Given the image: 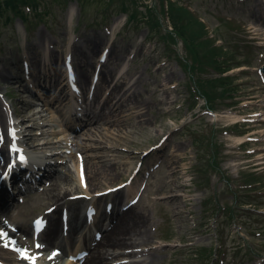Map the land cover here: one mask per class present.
<instances>
[{
  "label": "rangeland",
  "instance_id": "obj_1",
  "mask_svg": "<svg viewBox=\"0 0 264 264\" xmlns=\"http://www.w3.org/2000/svg\"><path fill=\"white\" fill-rule=\"evenodd\" d=\"M39 1L42 9L48 8L47 14L32 13L30 24H26L31 27L29 32L19 17L9 22L7 17L0 19V72L6 71L18 81L0 80V108L9 111L6 126L10 113L25 124L21 132L29 146L50 143L33 155L52 154L51 163L65 159L58 176H70L64 202L73 217L82 216L84 205L83 201L71 202V196L86 192L78 179L77 161L84 167L89 162L106 169L99 186L91 192L102 191L125 182L144 161V153L169 138L161 150L146 158L132 187L135 191L147 183L134 210L149 226L150 243L141 248L146 251L138 252L136 257L128 254L132 250L112 251L105 264H140L149 258L156 260L154 264H202L199 250L212 246L221 253L209 264H264V165L257 167L264 157V123L231 126L233 120L229 117L237 114L247 119L252 110L264 107V77L260 73L264 66V0H178L204 21L211 37L213 30L219 34L217 37L223 41L216 45L224 43V50L230 49V62L243 64L226 74L233 77L235 91L233 96L215 100L214 114L202 109L203 97L197 104V96L191 94L195 81L190 78L192 73L180 65L165 42L149 38L151 32L142 16L135 26L144 27L132 29L125 15L115 13L120 11L118 2L107 5L100 0L87 1L83 11L77 1L66 5ZM159 2L138 0V5L143 12L146 7L157 9L160 18L165 19ZM164 24L168 26V20ZM247 44L250 47L246 48ZM174 47L182 55L187 54L182 44ZM44 50L51 53L48 67ZM70 51L86 93L98 65L107 58L102 63L103 79L94 104L87 103L85 110L86 115L103 114L117 124L106 121L97 131L87 130L92 126L78 132L68 130L72 123H82L75 116L69 117L71 101L61 105L54 100L55 93L45 94L39 87L40 82L55 92L54 81L64 83V58ZM25 60L29 71L24 70ZM218 76L208 67L199 77L214 80ZM27 86L31 93L23 92ZM114 92L115 99L111 97ZM108 100L117 108L106 107ZM67 119L70 125H66ZM67 134L74 140L65 142ZM239 137L254 141L240 147ZM67 145L66 158L55 157L65 153ZM212 161H216V168L211 166ZM150 166L152 170L146 176ZM56 176L27 193L22 202L16 200L14 207L3 212L7 221L30 232L32 219L54 206L47 191L55 184ZM112 199L99 201L101 212L104 203ZM100 217L95 228L105 226L104 216ZM56 218H60V211ZM79 223L76 219L73 226ZM82 233L84 242L94 237L92 228H83ZM167 236L173 241L164 242ZM73 247L67 246L66 251L71 252Z\"/></svg>",
  "mask_w": 264,
  "mask_h": 264
},
{
  "label": "trees",
  "instance_id": "obj_2",
  "mask_svg": "<svg viewBox=\"0 0 264 264\" xmlns=\"http://www.w3.org/2000/svg\"><path fill=\"white\" fill-rule=\"evenodd\" d=\"M54 2L68 4L70 1L79 2L82 10H85L86 2L93 0H52ZM107 5L118 2L120 11L115 13L128 15V23L134 24L142 16V21L154 33L156 30L159 37L168 45H177L181 41L186 49V57H178L179 62L196 78L198 92L208 100L210 108L214 107V101L221 96H230L235 91L231 77H223L222 74L238 67L239 64L230 62V49L224 46H214L218 38H208L205 25L186 7L176 0H160L159 7L163 14L168 17L172 31L165 26L157 9L147 8L146 12L140 11L138 0H100ZM39 0H0V19L7 17V22L12 16L19 17L27 24L32 13L38 15L47 14V9H42ZM25 8H29L27 11ZM141 25L137 27L140 28ZM144 27V26H143ZM151 36L154 35L151 33ZM211 67L220 76L214 80L200 79V75L207 72ZM199 77V78H198ZM219 91V94L217 91ZM214 250L211 251L213 253ZM207 255V254H206Z\"/></svg>",
  "mask_w": 264,
  "mask_h": 264
},
{
  "label": "bare ground",
  "instance_id": "obj_3",
  "mask_svg": "<svg viewBox=\"0 0 264 264\" xmlns=\"http://www.w3.org/2000/svg\"><path fill=\"white\" fill-rule=\"evenodd\" d=\"M258 31V30H256ZM100 42L97 43V46H99ZM48 56H50V51H48ZM102 75L100 76V78L102 79ZM0 80L7 82V83H18L17 79L14 77H10L6 71H2L0 72ZM23 92H30L28 88L24 87ZM117 96V95H116ZM115 92L114 95L112 94L111 97L115 99ZM56 101H59L63 104L67 103L69 101V95L67 94V88L63 89L62 92L59 93V95L56 96ZM111 99V98H110ZM45 104V103H44ZM106 107L115 109L117 108L116 106H112V101H107ZM74 105L71 106V111L69 112V114H72L74 111ZM1 112H0V125H2V131L3 133L6 132V134H8V130L5 124V119L7 117V113H6V109L4 108H0ZM43 111V110H42ZM41 111V112H42ZM58 111V110H57ZM253 111V110H252ZM257 111H262L264 114V107H259L256 111L253 112H257ZM41 112H37V113H41ZM71 116V115H70ZM107 116V114H106ZM251 116V115H250ZM252 116H257L256 114L252 115ZM229 117L231 118V120H233V122L235 121H240L244 119V116H240V115H229ZM214 119H216L217 117H213ZM250 120H254V119H250ZM108 122L111 125H115L118 122L115 121H111L108 118H106L103 114H99L96 115L95 117H91V115L87 118V120L84 122V124L82 125L81 129L84 128H88L89 126L92 128H88L87 130L89 131H97L99 128L103 127V123L104 122ZM13 127V126H12ZM66 142L70 141V138L67 137L66 135H64L63 138ZM9 140V137H8ZM244 138L240 137L237 139L238 143L241 144L243 142ZM49 142H44L43 144H41V147L47 146L49 145ZM35 149H40L39 145H35L34 147ZM264 149V148H262ZM262 149H257V150H262ZM68 150V148H67ZM1 151H3V156L6 158L10 155V150L9 148L7 149V147H5L4 149H1ZM4 160H0V169L1 167H4L6 163L3 162ZM79 164L78 161L75 165L76 168V172L79 174H81V172H83V174L86 177V181L88 183V189L86 193H91L93 188H97L99 186V181L101 179V177L106 174V169H104L103 167H101L99 164H89V162H86L84 169L82 170L81 168H79ZM56 175V174H55ZM58 175V174H57ZM56 182L55 184L52 186L51 189H49L47 191V193H49L51 195L50 199L51 201H54V206L57 207V209H61L65 202V196L66 194L69 192V188L66 187L68 182L71 181L70 176L69 177H64V176H56L55 177ZM81 178V176H80ZM83 181H85L83 179ZM82 184V182H81ZM120 185V184H118ZM113 186H111L110 188H112ZM67 189V190H64ZM62 190H64V192H62ZM106 190V189H105ZM104 191V190H102ZM96 192H101L96 190ZM95 192V193H96ZM79 193H75L73 195H78ZM92 195V194H90ZM12 206H15L14 203L12 204ZM134 208L129 209L127 208L124 212L119 213L115 218L112 219L111 221V226L105 230V234L103 235V238L98 241L96 240L94 242V244L90 246L89 249H91V254L90 257L88 258V260L85 262V264H105L108 263V261L106 260V256L107 254H109V252L114 251L116 253V250H134L132 251V253L136 252L135 249L141 245H147L150 242V231L147 229V227L149 228L148 225H146V221L145 218L142 216H138L134 213ZM55 218V217H54ZM53 219V218H52ZM80 220V223L76 226H73L72 229V235L69 241H64L62 240L60 243L55 242L56 237L59 236L60 230L62 229V223L61 221L59 222V220H54L52 222V227L49 229V231L45 234V237L43 238V248L40 251H37L36 253H40V255L35 259L34 264H73L70 263L69 261H63L62 260V256H59L58 258L53 255V251L55 249H52V251H48L49 248H53L56 247L63 250L64 251V247L72 244L74 242V239L77 235V232H79V230H81L84 226L83 221L81 220V216L80 215H75L73 217V220ZM6 225L0 223V229L5 228ZM101 231V230H99ZM29 234V232L25 229L24 231L21 232V235H27ZM1 238V237H0ZM8 239H10V236L8 237ZM1 239H0V243H1ZM14 245H17L16 242L13 243ZM52 246V247H51ZM63 248V249H62ZM1 250V248H0ZM107 251V252H105ZM142 251V250H141ZM113 252V253H114ZM29 257H33L31 253H28ZM136 257V256H135ZM153 258H149L148 260L145 259L143 262H140V264H154L155 263V259L152 260ZM30 260V259H29ZM29 260L27 262H24L23 264H33L32 262H29ZM1 261H6V262H12L10 264H19L21 263V261L17 260L16 258H7L6 254H1L0 253V264Z\"/></svg>",
  "mask_w": 264,
  "mask_h": 264
},
{
  "label": "snow or ice",
  "instance_id": "obj_4",
  "mask_svg": "<svg viewBox=\"0 0 264 264\" xmlns=\"http://www.w3.org/2000/svg\"><path fill=\"white\" fill-rule=\"evenodd\" d=\"M20 159L23 160V157L21 156ZM81 181L83 182V172H81ZM36 223H37V227H39L40 226V221H37ZM5 235H6V233L0 231V237L5 236ZM4 246L7 247L8 245L5 244ZM37 247H40V245H37ZM53 255H55V253ZM22 256H23L24 259H30V260H32L33 261V264H34L35 259H36L35 257H29V256H27L26 253H22Z\"/></svg>",
  "mask_w": 264,
  "mask_h": 264
}]
</instances>
